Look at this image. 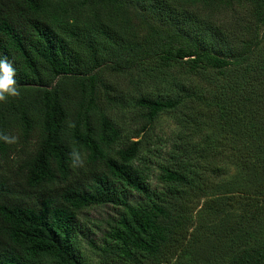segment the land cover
<instances>
[{
  "label": "trees",
  "instance_id": "trees-1",
  "mask_svg": "<svg viewBox=\"0 0 264 264\" xmlns=\"http://www.w3.org/2000/svg\"><path fill=\"white\" fill-rule=\"evenodd\" d=\"M0 61L16 90L0 92V264H85L78 216L99 206L115 216L100 247L87 240L108 264L264 263V0H0ZM173 65L212 89H148ZM161 114L214 123L237 177L207 195L199 168L225 151L178 133L150 190L138 162ZM190 189L209 206L247 200L172 263L167 247L193 248L177 204Z\"/></svg>",
  "mask_w": 264,
  "mask_h": 264
},
{
  "label": "rangeland",
  "instance_id": "rangeland-1",
  "mask_svg": "<svg viewBox=\"0 0 264 264\" xmlns=\"http://www.w3.org/2000/svg\"><path fill=\"white\" fill-rule=\"evenodd\" d=\"M160 70H158L157 73L160 72L158 74L161 81L158 83L149 81L151 83L149 84L148 89L154 88V90L161 95L173 96L177 94V86H181L182 84L190 86L197 91L212 89L211 84H208L205 81H199L195 76H191L190 74L181 71L180 65H173L170 68H162ZM161 73L164 74L160 76ZM220 78L223 79V77ZM200 106L204 108L205 104H201ZM183 115L184 114H181V116H175V118L167 114H161L159 116L151 130L153 132L151 137L154 140V145L150 147V150L146 148L143 149L142 157L139 158L138 166L141 168L145 166L149 167L147 177L149 189L155 191L162 190L163 186L158 179L159 170L157 164L160 160L167 158V155L173 146L176 145L178 148L180 144L177 139L178 133L190 135L192 137V143L199 145V147L206 145L204 135H207L214 140L213 145L217 146L218 150L225 151L219 153L218 159L206 162L203 169L199 168L204 182L198 183V185L205 188L207 195L212 196L211 192L215 188L224 183L232 182V180L237 177V174L239 173L237 170L239 169L237 164L233 162L234 160L231 158L232 155H229L232 152L229 150V144H227L228 141L223 140L224 138L221 137V133L218 131L214 123L207 120V118H202L199 119L198 126L195 124H189L185 122L184 118L180 120ZM196 129H198L197 134L194 133L197 131ZM200 129H202V132L199 131ZM216 164H218V166L222 165L223 169L220 167L219 171L214 172ZM188 198L189 200L186 199L185 203L177 202V204L179 203L178 205L186 207L184 216H186L189 221L185 223L184 228H186L188 234H190L189 237L191 242H193V248H189L188 244H184L182 247H179V251L175 252L174 246L167 247L165 253L160 258L169 260L172 263H180L181 261L185 262L188 258L186 255L190 256L191 252L196 248L195 241L197 242L199 240L201 242H207V239L213 233V230L218 227H223L224 222L228 224V227H230V225L232 226V221L237 217L244 206L243 203L247 200V197L245 196L241 195L240 197H237V195H234L222 208L213 205L209 206L205 205L207 198H197L193 196L191 189ZM139 199L140 197L137 195L130 197L132 203ZM262 199L264 198H261L260 200ZM184 204H186V206ZM114 216L115 210L111 206H99L80 212L78 220L81 224L82 234L79 237L77 248L81 254L80 257L85 264H108L110 257L114 256L112 254L103 255L99 251L93 250L87 240L89 239L95 245L100 247L104 238L103 235L107 232L106 223L110 222ZM227 260L228 257L226 258V261H223L227 262ZM112 263L120 264L119 262ZM146 264L158 263L149 259ZM160 264L165 263L162 262Z\"/></svg>",
  "mask_w": 264,
  "mask_h": 264
},
{
  "label": "clouds",
  "instance_id": "clouds-1",
  "mask_svg": "<svg viewBox=\"0 0 264 264\" xmlns=\"http://www.w3.org/2000/svg\"><path fill=\"white\" fill-rule=\"evenodd\" d=\"M14 69L10 64L0 61V92H7L10 95H15V80ZM0 99H3V95H0Z\"/></svg>",
  "mask_w": 264,
  "mask_h": 264
}]
</instances>
